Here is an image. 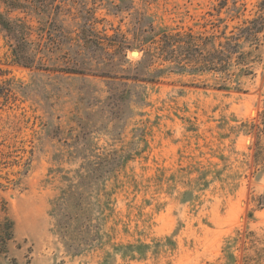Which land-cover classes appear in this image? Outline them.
<instances>
[{
    "label": "rangeland",
    "instance_id": "obj_1",
    "mask_svg": "<svg viewBox=\"0 0 264 264\" xmlns=\"http://www.w3.org/2000/svg\"><path fill=\"white\" fill-rule=\"evenodd\" d=\"M259 13L0 0V264H227L236 231L264 234V44L219 90L205 47L171 58L161 38L218 45Z\"/></svg>",
    "mask_w": 264,
    "mask_h": 264
},
{
    "label": "trees",
    "instance_id": "obj_2",
    "mask_svg": "<svg viewBox=\"0 0 264 264\" xmlns=\"http://www.w3.org/2000/svg\"><path fill=\"white\" fill-rule=\"evenodd\" d=\"M258 1L259 15L244 21L240 27H237L238 33L234 30L229 35L222 32L218 45L215 44L213 36L201 38L188 34L189 40L180 41V36L177 34L162 35V46L166 49L164 52L171 51L172 58L178 52L200 53V47H205L206 51L201 52L204 71L224 76V82L219 86V90L228 89L226 83L231 82V78L235 76L232 68L236 67L245 76L251 74V64L259 57L257 52L264 44V0ZM176 58H179L178 55ZM262 199V197L257 199L259 206L262 205ZM250 216L253 215L250 214ZM122 246L128 253L130 252L131 256L138 253V250L142 253L141 247L148 248V244L144 243L139 246L134 244ZM223 252L227 264H264V234H258L249 228L238 230L235 236L227 240Z\"/></svg>",
    "mask_w": 264,
    "mask_h": 264
},
{
    "label": "water",
    "instance_id": "obj_3",
    "mask_svg": "<svg viewBox=\"0 0 264 264\" xmlns=\"http://www.w3.org/2000/svg\"><path fill=\"white\" fill-rule=\"evenodd\" d=\"M138 53H139V52L134 51V52H132V55L135 56V55H137Z\"/></svg>",
    "mask_w": 264,
    "mask_h": 264
},
{
    "label": "bare ground",
    "instance_id": "obj_4",
    "mask_svg": "<svg viewBox=\"0 0 264 264\" xmlns=\"http://www.w3.org/2000/svg\"><path fill=\"white\" fill-rule=\"evenodd\" d=\"M138 55H139V53L137 55H135V56H138Z\"/></svg>",
    "mask_w": 264,
    "mask_h": 264
}]
</instances>
